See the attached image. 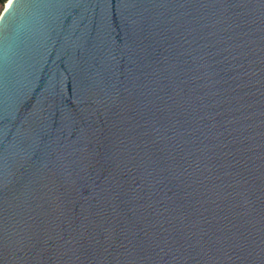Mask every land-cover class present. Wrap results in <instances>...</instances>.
Segmentation results:
<instances>
[{"label": "water", "instance_id": "water-1", "mask_svg": "<svg viewBox=\"0 0 264 264\" xmlns=\"http://www.w3.org/2000/svg\"><path fill=\"white\" fill-rule=\"evenodd\" d=\"M0 1V264H264V0Z\"/></svg>", "mask_w": 264, "mask_h": 264}, {"label": "rangeland", "instance_id": "rangeland-1", "mask_svg": "<svg viewBox=\"0 0 264 264\" xmlns=\"http://www.w3.org/2000/svg\"><path fill=\"white\" fill-rule=\"evenodd\" d=\"M3 8H4V3L2 1H0V13L3 10Z\"/></svg>", "mask_w": 264, "mask_h": 264}]
</instances>
